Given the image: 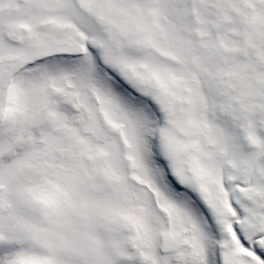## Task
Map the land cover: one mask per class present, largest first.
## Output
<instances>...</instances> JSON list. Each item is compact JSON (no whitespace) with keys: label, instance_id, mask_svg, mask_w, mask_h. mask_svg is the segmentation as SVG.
I'll list each match as a JSON object with an SVG mask.
<instances>
[{"label":"snow or ice","instance_id":"1","mask_svg":"<svg viewBox=\"0 0 264 264\" xmlns=\"http://www.w3.org/2000/svg\"><path fill=\"white\" fill-rule=\"evenodd\" d=\"M0 264H264V0H0Z\"/></svg>","mask_w":264,"mask_h":264}]
</instances>
